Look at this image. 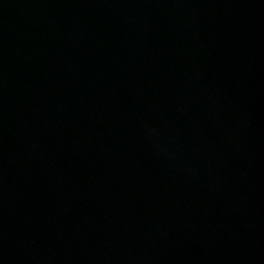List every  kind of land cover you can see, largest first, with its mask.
<instances>
[{"label": "water", "instance_id": "1", "mask_svg": "<svg viewBox=\"0 0 264 264\" xmlns=\"http://www.w3.org/2000/svg\"><path fill=\"white\" fill-rule=\"evenodd\" d=\"M0 264H264V0H0Z\"/></svg>", "mask_w": 264, "mask_h": 264}]
</instances>
